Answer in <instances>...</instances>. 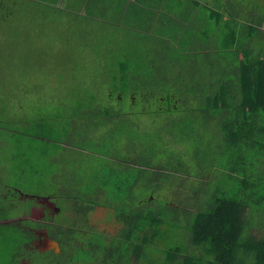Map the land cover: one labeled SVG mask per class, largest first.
<instances>
[{
  "label": "rangeland",
  "instance_id": "obj_1",
  "mask_svg": "<svg viewBox=\"0 0 264 264\" xmlns=\"http://www.w3.org/2000/svg\"><path fill=\"white\" fill-rule=\"evenodd\" d=\"M6 1H1V9L6 7ZM34 1L37 7L32 5ZM34 1L29 0L25 6L28 8L21 15L19 12V22L13 28L4 25L0 32V77L12 76L8 81L0 79V87H5V99L15 100L7 87L23 95V106L17 113L23 108L22 113L31 120L42 115L59 117L46 122L36 120L23 131H0V144L6 133L13 132L18 142H33L32 149L17 142L20 155L22 151L31 152L39 162L41 145L36 142L44 141L52 151L49 161L56 164L46 176L43 190L31 183L34 188L20 191L27 181L21 177L20 163L16 168L5 159L0 161V167L8 174L1 184L10 190L1 195L0 264H156L159 255L152 251L164 247L160 235L167 231L162 221L167 208L196 205L190 189L206 174L210 164L202 137L209 133L213 139L221 132L219 117L208 120L204 128L185 130L197 116L193 113L196 99L189 93L187 81L170 82L180 78L183 65L197 71L190 57L204 48L210 49L208 42L214 37L221 67L230 66L225 63L230 57L224 48L226 30L233 32L246 25L264 30V0H147L149 16L136 22L133 29L150 34L142 50L135 49L154 53L151 44L161 39L167 45L164 49L184 59L171 67V77L160 78L157 90L154 86L144 87L136 94L126 95L106 88L103 70L92 63L98 56L91 39L104 43L103 39H113L115 33L101 30L106 35L101 36L94 27L90 26L97 33L75 24L80 20L64 14V7H60L64 0L51 2L56 8ZM121 1L129 4L128 0ZM121 17L127 20L124 9ZM223 24L220 31L225 32L212 36L214 29ZM11 60L16 65L7 66ZM23 72L28 77L19 79ZM83 90L90 91L95 100L91 108L83 106L82 112L109 114L96 119L83 118V113L77 115ZM49 125L51 131H47ZM62 157L64 165H59L57 161ZM73 157L77 159L78 174H84L90 166L102 169L105 165L112 171L133 169L126 176L128 179L124 178L125 186L134 197L131 207L140 212L142 221L127 245L118 243L124 240V228L114 215L124 208L125 200L114 201L105 190L91 194L90 189L83 190L78 185L76 197L69 199L66 190L73 182L64 173L75 172ZM135 160L139 165L133 163ZM73 175L74 179L77 174ZM85 177L87 180L85 175L82 181ZM6 199H13V207L5 205ZM146 236L154 237L146 240ZM114 245H119L126 256L120 263Z\"/></svg>",
  "mask_w": 264,
  "mask_h": 264
},
{
  "label": "trees",
  "instance_id": "obj_2",
  "mask_svg": "<svg viewBox=\"0 0 264 264\" xmlns=\"http://www.w3.org/2000/svg\"><path fill=\"white\" fill-rule=\"evenodd\" d=\"M135 1L137 10L140 11L133 14L131 8L127 20L121 17L122 8L118 10L116 29L110 31L115 33L112 35L113 39L105 38L104 43L91 39L95 45V55L98 56L92 63L103 70L102 81L106 88L121 95L135 93L136 90L151 86L157 90L160 88V78L166 80L171 77L173 73L171 67L179 62L178 60L184 59L177 53L174 55L164 49L167 45L161 39L151 44L154 53L140 52L150 32L132 30L130 16L133 14L136 22L146 19L149 16L150 2L147 5V0ZM28 2L29 0L6 1V7L0 8V32L4 25L13 28L19 22V12L21 15V12L28 8L25 7L28 6L26 5ZM35 4L32 5L37 7ZM14 18L16 22H13ZM26 22L28 24L29 20ZM77 23L93 27L91 19H81L75 24ZM28 26L32 28L31 24ZM123 27L130 29L125 31ZM133 27H136L135 23ZM224 27V24L216 27L212 36H216ZM91 29L96 32L95 29ZM100 32L102 31L99 30ZM226 32L224 48L229 50L230 57L226 58L225 63L231 64L230 66L221 67V55L214 37L208 42L211 50L201 48L202 50L194 57H190L197 71L195 69L190 71L186 69L188 65H183L180 78L170 82L175 84L180 80L187 81L185 85L196 99L193 113L197 116L188 122L185 130L204 128L208 120L219 117L218 126L221 132L213 139L209 133L202 137L205 143L204 151L207 153L206 157L210 159V164L206 174H203L197 180L196 186L190 189L191 199L196 205L188 207L182 204L167 208V215L162 220L167 231L160 235L163 236L164 247L152 251L159 255L156 264H166L168 261L169 264H264V31L260 27L246 25L242 30L239 28L233 32L228 30ZM258 44L263 49H260ZM135 47L140 48V51ZM14 65L15 60L7 63V66ZM11 77L2 76L0 79L4 82ZM26 77L27 72H23L19 79ZM4 88L0 87V131H23L36 120L46 122L59 117L42 115L31 120L27 113H22L23 108L17 113L23 106V102H20L23 95H17L11 87H7L15 100L5 99ZM81 97L80 102L83 105L77 104V115L83 113V118L96 119L106 116V113L109 114L82 112L83 106L91 108L95 99L88 90H83ZM51 126L49 125L47 131H51ZM32 127L35 128V125ZM42 128L44 129L43 126ZM13 132L6 133L5 140L0 144V161L5 159V162L13 164L16 168L20 163L21 177L27 178L20 191L34 188L31 183L37 189L43 190L46 186V176H50L51 167L56 164L49 161L52 156L50 146H46L44 141L36 142L37 145H41L39 156L42 158L37 162L32 158L31 152L29 154L22 151L20 155L16 147L18 140ZM29 134L27 131L26 135ZM18 144L30 145L32 149L33 142ZM62 158L57 161L59 165H64ZM73 159L71 160L75 161V166L72 169L75 172L71 173L70 170L64 173V177L67 175L73 182V186L66 190L69 199L76 197L74 193L78 185L83 190L90 189L91 194L105 190L112 200H119L121 203L125 200L124 208L114 215L124 228V240H118V243L127 245L132 236L136 235L135 232L142 221L140 212L131 207L133 194L131 196V191H127L125 186L124 178H127L133 169H126V173L112 171L113 169L105 165L102 169L90 166L85 168L84 172L87 180L85 177L82 181L85 175L78 174L77 159L76 157ZM133 163L139 165L137 160ZM74 173L78 178L75 176L73 179ZM151 237L154 236H146V240ZM114 251L119 253L117 259L119 263L126 258L124 253L120 252L119 245H114Z\"/></svg>",
  "mask_w": 264,
  "mask_h": 264
},
{
  "label": "crops",
  "instance_id": "obj_3",
  "mask_svg": "<svg viewBox=\"0 0 264 264\" xmlns=\"http://www.w3.org/2000/svg\"><path fill=\"white\" fill-rule=\"evenodd\" d=\"M34 1V0H33ZM40 3H42L45 6L48 7H54V3H57L56 0H38ZM129 4H125L124 1L121 0H64L63 4L60 5V7H64V14H71L76 19H91L93 22V27L102 30V31H114L116 29V20H117V14L118 10L124 9L125 15H128L131 8L133 10V14H136L138 6L136 4L135 0H128ZM35 2V1H34ZM51 3L53 5L46 4ZM36 3V2H35ZM127 13H126V9ZM63 9V8H62ZM132 14V15H133ZM130 16V22L133 29V24L136 23V20L133 16ZM95 29V31H96ZM125 31L129 30L130 27L127 29L123 27ZM243 29V26H240V30ZM136 31V30H135ZM138 31V30H137ZM136 31V32H137ZM264 31V30H263ZM259 48L263 49L260 44ZM2 163H0L1 165ZM4 176H8V174L5 173L2 167H0V203L2 202L1 195L7 191H10L8 188L6 189L5 186H2L1 182H3ZM13 199H6L4 202H6V206L13 207ZM3 205V206H5Z\"/></svg>",
  "mask_w": 264,
  "mask_h": 264
}]
</instances>
